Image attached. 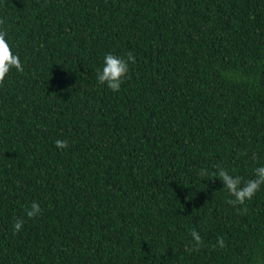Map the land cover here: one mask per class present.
Here are the masks:
<instances>
[{
    "label": "trees",
    "instance_id": "obj_1",
    "mask_svg": "<svg viewBox=\"0 0 264 264\" xmlns=\"http://www.w3.org/2000/svg\"><path fill=\"white\" fill-rule=\"evenodd\" d=\"M0 19L23 65L0 87V264H264V186L241 214L198 175L264 166V0H0ZM129 52L121 90L99 85Z\"/></svg>",
    "mask_w": 264,
    "mask_h": 264
},
{
    "label": "clouds",
    "instance_id": "obj_2",
    "mask_svg": "<svg viewBox=\"0 0 264 264\" xmlns=\"http://www.w3.org/2000/svg\"><path fill=\"white\" fill-rule=\"evenodd\" d=\"M4 21L0 19V87H3L10 72L15 69L18 72L23 71V65L19 55L14 54L12 48L6 39L8 33L3 29ZM135 64L136 58L132 52L127 54L126 58L113 54H106L103 59V65L97 69V81L99 85H106L112 92H119L122 84L129 78V64ZM55 146L58 149H66L69 147L67 140H57ZM198 175L202 178L216 179L218 178L224 185L223 190L231 197L225 202L236 208L241 214L247 213V208L238 206L245 205L246 201H250L264 186V166L254 169L253 178L244 180L238 175L231 174L226 168L216 165L214 170L209 172L208 169H200ZM42 212L40 205L33 202L26 210L28 219H34ZM24 220L15 218L13 229L15 232L22 230ZM189 235L192 237L194 247L198 250L203 246V239L199 232L191 230ZM217 244L220 248H224L225 242L222 237H218Z\"/></svg>",
    "mask_w": 264,
    "mask_h": 264
}]
</instances>
